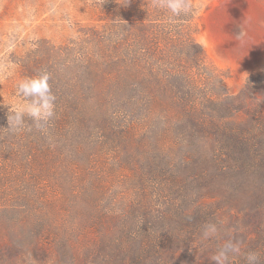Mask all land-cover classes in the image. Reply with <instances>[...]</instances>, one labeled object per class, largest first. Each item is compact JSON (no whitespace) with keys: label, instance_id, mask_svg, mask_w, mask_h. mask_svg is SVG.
Returning <instances> with one entry per match:
<instances>
[{"label":"trees","instance_id":"16d2710c","mask_svg":"<svg viewBox=\"0 0 264 264\" xmlns=\"http://www.w3.org/2000/svg\"><path fill=\"white\" fill-rule=\"evenodd\" d=\"M191 4L171 18L154 0H109L77 39L14 60L21 79L51 73L56 116L47 134L27 117L13 132L0 105V212L33 220L62 264L84 263L73 236L87 230L89 264H196L229 235L242 241L231 264L248 251L264 264V71L228 94ZM224 215L228 234L202 239Z\"/></svg>","mask_w":264,"mask_h":264},{"label":"rangeland","instance_id":"374dc122","mask_svg":"<svg viewBox=\"0 0 264 264\" xmlns=\"http://www.w3.org/2000/svg\"><path fill=\"white\" fill-rule=\"evenodd\" d=\"M108 2L0 0V105L20 103L15 95L21 79L14 61L17 56L42 41L59 44L77 39L82 26L96 23L98 6ZM193 7L197 14L196 38L207 62L221 71L222 88L228 94H239L251 77L264 71V0H193ZM250 218L244 214L239 220L242 230L254 236ZM230 219L223 216L220 237L226 235ZM32 222L28 217L0 212V264H62V254L54 244L34 240ZM90 234L92 230L73 236L75 254L79 252L84 262L76 264H89L87 256L98 248ZM205 249L196 250V264H207L204 258L214 253V246Z\"/></svg>","mask_w":264,"mask_h":264},{"label":"clouds","instance_id":"9594fccd","mask_svg":"<svg viewBox=\"0 0 264 264\" xmlns=\"http://www.w3.org/2000/svg\"><path fill=\"white\" fill-rule=\"evenodd\" d=\"M157 7L166 9L171 18L186 16L192 11L191 0H154ZM51 73L43 70L34 76L24 77L16 84L15 95L20 103L11 106L8 114L9 129L19 132L24 129L26 117L31 119L34 128L47 134L50 122L56 116L57 97L50 83ZM32 130L31 127L28 129ZM221 228L217 223H207L203 226L202 239L218 238ZM242 241L228 236L224 243L210 256L214 264H231L234 256L241 253ZM246 264H259L260 255L256 251L245 253Z\"/></svg>","mask_w":264,"mask_h":264}]
</instances>
